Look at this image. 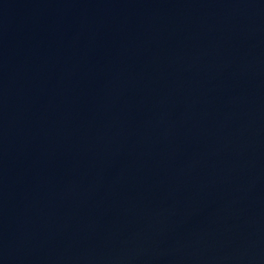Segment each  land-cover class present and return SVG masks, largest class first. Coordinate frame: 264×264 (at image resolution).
<instances>
[{"label": "water", "instance_id": "obj_1", "mask_svg": "<svg viewBox=\"0 0 264 264\" xmlns=\"http://www.w3.org/2000/svg\"><path fill=\"white\" fill-rule=\"evenodd\" d=\"M0 264H264V0H0Z\"/></svg>", "mask_w": 264, "mask_h": 264}]
</instances>
